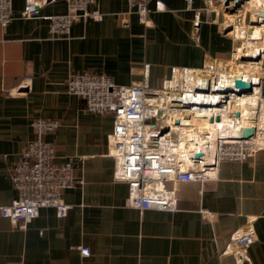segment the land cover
<instances>
[{"label":"crops","instance_id":"crops-1","mask_svg":"<svg viewBox=\"0 0 264 264\" xmlns=\"http://www.w3.org/2000/svg\"><path fill=\"white\" fill-rule=\"evenodd\" d=\"M9 1L14 19L0 25V207L12 201L8 165L33 138L36 118L59 121L45 140L57 163L72 161L82 184L62 192L70 206L63 218L42 208L17 229L0 216V264H236L228 246L235 229L254 231L249 264H264V146L243 161H218L213 178L177 185V211H139L127 206V185L114 177L113 117L87 112L65 86L82 72L128 86L147 69L157 86L169 67L228 59L236 42L221 31V8L161 0L166 10L151 13L144 26L126 0H96L90 9L101 20L74 22L67 35L51 36L45 17L66 14L64 0L46 3L30 19L20 17L26 0ZM25 79L28 90L8 94ZM259 90L264 97V74ZM80 247L90 255L82 257Z\"/></svg>","mask_w":264,"mask_h":264},{"label":"built area","instance_id":"built-area-1","mask_svg":"<svg viewBox=\"0 0 264 264\" xmlns=\"http://www.w3.org/2000/svg\"><path fill=\"white\" fill-rule=\"evenodd\" d=\"M50 1L54 0H26L20 17H37L39 9ZM64 1L66 14L45 17L49 20L51 36L67 35L74 22L102 19L101 13L90 9L96 0ZM126 1L138 22L144 26L149 25L151 13L164 12L167 8L161 0ZM194 1L184 0L187 7H191ZM205 1L208 7L221 8V31L236 42L228 59L211 58L200 68L169 67L167 75L157 86L150 84L148 69L144 70L140 80L128 86H119L105 75L89 72L72 73L66 81L67 92L83 99L87 112L113 117L108 143L115 165L114 177L127 185V206L139 211L175 212L178 210L177 185L204 182L215 176V166L206 164L211 156L194 151L192 140L184 135L190 126L186 116L191 119L200 114L202 117L198 118L212 126L230 110V102L253 96L254 121L248 125L229 121L228 130L221 135L210 134L204 146L212 143L215 165L220 160L243 161L264 146L258 141L263 131L256 124L260 108L264 105V97L259 90L264 74V36L255 43L260 50L256 48L255 52H249L248 42L243 44L234 33L237 27L246 33L249 27L263 25L264 8L252 6L250 9L246 6L250 0H231L227 4V0ZM238 2L239 5L236 4ZM13 19L10 1L0 0V25L5 27ZM248 56L256 59H248ZM236 63L244 70H247V64H254L253 69L258 72L251 74L247 81L226 74ZM236 79L249 84L250 93L237 95L233 85ZM29 88L30 80L25 79L17 89L20 91L15 90L10 95L16 96ZM30 126L33 140L7 169L12 201L0 207V216L17 229H26L42 208H53L57 217H65L70 206L63 201L62 192L82 184V179L74 174L72 161L57 163L52 144L45 140L46 135L53 134L60 127L59 121L37 118ZM251 127L254 128L251 137L229 138V134L236 133L238 128ZM196 154H199L198 158ZM3 160L6 161L7 157L3 156ZM254 240L255 233L251 229L232 231L228 246L236 264H249L246 249ZM78 250L82 257L90 255L87 247Z\"/></svg>","mask_w":264,"mask_h":264},{"label":"bare ground","instance_id":"bare-ground-1","mask_svg":"<svg viewBox=\"0 0 264 264\" xmlns=\"http://www.w3.org/2000/svg\"><path fill=\"white\" fill-rule=\"evenodd\" d=\"M247 4L246 6L248 7L257 6L258 8H262V9L264 8V0H250L247 2ZM234 33L236 34L237 39L241 40L243 44L248 42V44L246 45L249 48V52H255L254 49L256 48L259 51L260 47L255 46V43L258 40H261V38L264 36V24L249 27V30H247L246 33H242V29L237 27L235 28ZM248 58H250V56H248ZM251 59H256V58H251ZM252 61L255 60H251L250 62ZM237 66L229 68L226 71V74H229L231 77H235V78L238 77L239 79H243V80L246 79L247 81L248 78L252 76L251 74L258 72L257 70L255 71L253 69V67L255 68V65L251 63L247 64L248 67L247 70H244L243 67L239 70ZM252 98L253 96H246L244 98L240 97L239 100L230 102L229 104L230 110L224 113L221 117V120H219L216 124L212 126L209 125L204 120L199 119L198 116H201L200 114L191 117V119L190 118L187 119L189 120L188 123L190 126L184 131V135L187 139L192 140L193 143L192 148L194 149V151L198 150V152L200 153H205L206 156L208 155L213 156L215 155V151L213 149L212 143H207L204 146V142L206 141L207 136H210V134L217 135L220 133H225L228 130L227 125L229 121H234L237 124H241V125L244 124L248 125L249 123L251 124L255 118V115L253 113V110H255L254 107L255 100ZM263 109H264V105H262V107L260 108V114L256 118L257 122L256 121L255 122L259 128L264 129V125L260 120V115H262L261 111ZM234 113H236V116H234ZM239 116L241 117L238 118ZM258 141L264 144V131L262 137H260Z\"/></svg>","mask_w":264,"mask_h":264},{"label":"water","instance_id":"water-1","mask_svg":"<svg viewBox=\"0 0 264 264\" xmlns=\"http://www.w3.org/2000/svg\"><path fill=\"white\" fill-rule=\"evenodd\" d=\"M228 1H231V0H227L226 4H227ZM236 4L239 5L240 2H238ZM250 58H252V57H250ZM250 58H248V59H250ZM233 85L237 89V91H236L237 95H240L241 93H245V94L250 93L251 86L249 84L243 83L242 81L236 79L234 81ZM185 118L188 119L187 116ZM253 132H254V128L253 127H251V128H238L236 133L229 134V138L247 139V138H249V137H251L253 135ZM195 157L198 158L199 154H196ZM206 164H208L209 166H215V156L214 155L211 156L210 160L207 161Z\"/></svg>","mask_w":264,"mask_h":264},{"label":"rangeland","instance_id":"rangeland-1","mask_svg":"<svg viewBox=\"0 0 264 264\" xmlns=\"http://www.w3.org/2000/svg\"><path fill=\"white\" fill-rule=\"evenodd\" d=\"M250 9H251V8H250ZM263 45H264V44H262V46H263ZM259 46H261V45H259ZM229 64H230L231 66L234 65V63H229ZM237 65H238V64H237ZM237 65H236V66H237ZM237 67H238L239 70L242 68V67L239 66V65H238ZM248 71H249V70H248ZM67 79H68V78H67ZM66 81H67V80H66ZM65 86H66V85H65ZM8 94L10 95V93H8ZM36 119H37V118H36ZM33 120H34V119H33ZM33 120H32V121H33ZM32 121H31V122H32ZM263 125H264V123H263ZM261 130L264 131L263 128H261ZM32 133H33V132H32ZM49 135H50V134H49ZM31 140H33V138H32ZM31 140H30V141H31ZM30 141H29V142H30ZM29 142H28V143H29ZM28 143H27V144H28ZM27 144H26V145H27ZM25 147H26V146H25ZM3 156H6V155H3ZM3 156H2V160H3ZM6 157H7V156H6ZM3 161H5V160H3Z\"/></svg>","mask_w":264,"mask_h":264}]
</instances>
